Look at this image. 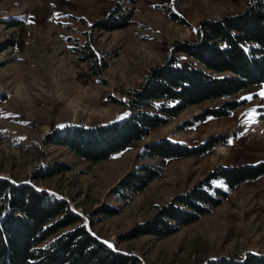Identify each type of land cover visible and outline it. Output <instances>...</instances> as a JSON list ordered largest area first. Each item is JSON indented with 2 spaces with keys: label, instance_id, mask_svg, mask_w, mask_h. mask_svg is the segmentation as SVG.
I'll return each instance as SVG.
<instances>
[{
  "label": "rangeland",
  "instance_id": "rangeland-1",
  "mask_svg": "<svg viewBox=\"0 0 264 264\" xmlns=\"http://www.w3.org/2000/svg\"><path fill=\"white\" fill-rule=\"evenodd\" d=\"M249 2L0 0V177L64 200L92 235L144 264L264 256V176L230 190L221 206L168 238L123 237L220 168L264 163V84L192 106L101 163L45 141L55 130L104 126L126 116L131 91L140 89L148 72L164 64L177 44L196 41L203 22L239 14ZM107 23L125 27L101 26ZM87 45L99 73L92 71L94 61H86ZM232 101L242 106L225 118L211 115ZM185 123L190 126L183 128ZM210 138L225 144L200 156L138 159L147 144L164 139L197 148ZM59 164L71 170L33 180ZM145 164L162 170L143 192L129 199L113 194L122 179ZM215 185L225 189L221 182ZM104 207L119 214H98Z\"/></svg>",
  "mask_w": 264,
  "mask_h": 264
},
{
  "label": "trees",
  "instance_id": "trees-1",
  "mask_svg": "<svg viewBox=\"0 0 264 264\" xmlns=\"http://www.w3.org/2000/svg\"><path fill=\"white\" fill-rule=\"evenodd\" d=\"M121 24L101 26L124 28ZM196 37L192 43L177 44L164 64L148 72L140 89L131 91L126 116L104 126L55 130L46 137V143L68 148L89 162L101 163L124 153L192 106L233 98L264 84V0H250L239 14L203 22ZM86 49L89 50H83L86 61H94L92 71L99 73L98 61L88 45ZM177 54H184L189 60L180 61ZM241 106L240 102L232 101L211 115L225 118ZM183 126L186 128L190 123ZM224 144L220 138H210L200 147L188 148L164 139L147 144L138 159L200 156ZM69 170L70 166L59 164L45 174L34 175L33 180L52 178ZM161 170L151 164L138 166L112 192L129 199L143 192ZM263 176L264 163L222 167L123 237L168 238L221 206L230 190ZM215 182H221L225 189ZM98 214L115 216L119 211L104 207ZM91 224L93 228L94 222ZM0 264L144 263L135 256L116 252L92 235L83 219L64 200L30 184L0 178ZM211 264H264V256L248 254L241 261L220 259Z\"/></svg>",
  "mask_w": 264,
  "mask_h": 264
},
{
  "label": "water",
  "instance_id": "water-1",
  "mask_svg": "<svg viewBox=\"0 0 264 264\" xmlns=\"http://www.w3.org/2000/svg\"><path fill=\"white\" fill-rule=\"evenodd\" d=\"M0 178L7 180V179H6V178H4V177H0ZM41 191H43V190H41ZM131 256H135V255H131ZM135 257H137V256H135Z\"/></svg>",
  "mask_w": 264,
  "mask_h": 264
},
{
  "label": "snow or ice",
  "instance_id": "snow-or-ice-1",
  "mask_svg": "<svg viewBox=\"0 0 264 264\" xmlns=\"http://www.w3.org/2000/svg\"><path fill=\"white\" fill-rule=\"evenodd\" d=\"M261 95L264 96V93H262Z\"/></svg>",
  "mask_w": 264,
  "mask_h": 264
}]
</instances>
